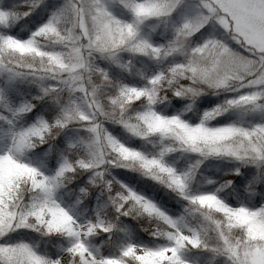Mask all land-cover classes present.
<instances>
[{"label": "snow or ice", "instance_id": "obj_1", "mask_svg": "<svg viewBox=\"0 0 264 264\" xmlns=\"http://www.w3.org/2000/svg\"><path fill=\"white\" fill-rule=\"evenodd\" d=\"M0 264H264V0H0Z\"/></svg>", "mask_w": 264, "mask_h": 264}]
</instances>
